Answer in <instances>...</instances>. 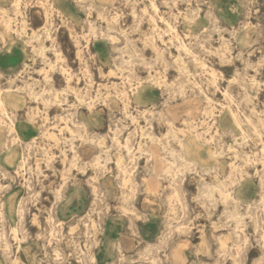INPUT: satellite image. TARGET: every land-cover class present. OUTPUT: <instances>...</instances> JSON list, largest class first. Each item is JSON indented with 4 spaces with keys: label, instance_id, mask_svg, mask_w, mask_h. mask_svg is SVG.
<instances>
[{
    "label": "rangeland",
    "instance_id": "rangeland-1",
    "mask_svg": "<svg viewBox=\"0 0 264 264\" xmlns=\"http://www.w3.org/2000/svg\"><path fill=\"white\" fill-rule=\"evenodd\" d=\"M16 1L0 264H264V0Z\"/></svg>",
    "mask_w": 264,
    "mask_h": 264
},
{
    "label": "bare ground",
    "instance_id": "bare-ground-1",
    "mask_svg": "<svg viewBox=\"0 0 264 264\" xmlns=\"http://www.w3.org/2000/svg\"><path fill=\"white\" fill-rule=\"evenodd\" d=\"M17 1H18V0H17ZM17 1H16L15 3H18ZM151 4H152V6H154V3H153L152 1H151ZM15 5H16V4H15ZM155 7H156V6H155ZM153 8H154V7H153ZM7 27H8V26H7ZM94 31H95V30H94ZM97 31H98V30H97ZM92 32H93V31H92ZM95 33H96V32H95ZM98 34H99V33H98ZM104 34H105V33H104ZM96 35H97V34H96ZM100 36H101V35H100ZM94 37H95V36H94ZM105 37H107V36H105ZM109 37H111V36H109ZM113 37H114V36H113ZM107 39H108V38H107ZM110 39H112V38H110ZM113 39H114V38H113ZM113 39H112V40H113ZM112 40H111V41H112ZM144 47H145V46H144ZM184 47H185V46H184ZM186 51H187V50H186ZM202 66H203V65H202ZM1 75H2V72L0 71V76H1ZM149 75H150V74H149ZM151 76H152V75H151ZM151 76H149V77H151ZM151 79H152V78H151ZM155 79H156V78H154V80H155ZM152 80H153V79H152ZM152 80H151V81H152ZM155 81H156V80H155ZM125 96H126V95H125ZM125 96H124V97H125ZM0 108H1V109L4 108V104H3V102H2L1 99H0ZM123 111H124V110H123ZM233 116H234V118H236L234 114H233ZM234 118H233V119H234ZM234 120H236V119H234ZM234 120H233V121H234ZM237 120H238V119H237ZM184 122H186V121H184ZM234 122H235V121H234ZM170 123H171V122H170ZM166 124H167V123H166ZM167 125H168V124H167ZM171 125H173V124H171ZM184 125H186V124L184 123ZM169 126H170V125H169ZM186 127H188V125H187ZM180 128H182V127H180ZM170 129H171V128H170ZM185 129H186V128H185ZM178 130H179V129H178ZM169 131H170V130H169ZM173 131H174V130H173ZM180 131H181V132H187V131H182L181 129H180ZM50 134H52V133H50ZM52 135H53V134H52ZM113 138H114V137H113ZM113 138H111V139H113ZM126 139H127V138H126ZM128 140H129V139H127V140H125V141L127 142ZM113 141H114V140H113ZM100 142H102V141H100ZM128 143H129V142H128ZM212 151H213V150H212ZM212 151H211V152H212ZM214 154H215V153H214ZM212 155H213V154H212ZM119 160L121 161V159H119ZM118 162H119V161H118ZM23 163H24V162H23ZM116 163H117V162H116ZM118 164H119V163H118ZM145 165H147V164H145ZM232 165H233V164H232ZM16 166H17V167H21L22 164H21V165H20V164H16ZM149 167H150V166H149ZM231 167H232V166H231ZM146 168H147V166H146ZM146 168H145V169H146ZM232 168H233V167H232ZM97 175H98V174H97ZM90 180H93V181H94V179H90ZM91 182H92V181H91ZM95 182H96V181L93 182V185H94ZM27 183H28V184H27V188L30 189V187H31L30 179H28ZM95 186H96V185H95ZM177 187H178V186H177ZM97 188H98V187H97ZM97 190H98V189H97ZM61 191H62V190H61ZM92 191H93V190H92ZM93 192H94V191H93ZM96 192H97V191H96ZM224 195H225V194H224ZM223 197H224V196H223ZM261 198H262V197H261ZM98 201H99V199H98ZM23 202H24V201H23ZM210 202H213L212 198H211ZM237 202H238V199H236V198L234 197V198H233V203L236 204ZM20 204H21V203H20ZM23 204H25V202H24ZM21 205H22V204H21ZM97 205H98V204H97ZM233 206H235V205L233 204ZM22 207H23V206H22ZM22 207H21V210H22ZM235 207H236V206H235ZM18 209H19V207L17 208V211H16V212L19 213ZM19 210H20V209H19ZM21 210H20V211H21ZM52 212H53V211H52ZM23 213H24V212H23ZM23 213H22V214H23ZM20 214H21V213H20ZM257 214H258V213H257ZM19 216H20V215H19ZM21 216H22V215H21ZM257 216H258V215H257ZM22 217H23V216H22ZM128 217H129V216H128ZM19 218H20V217H19ZM53 218H54V217H53ZM258 218H259V217H258ZM129 219H130V218H129ZM131 219H132V218H131ZM20 220H21V219H20ZM234 220H236V219L234 218ZM241 220H242V219H241ZM241 220H240V221H241ZM130 221L133 222V220H130ZM99 224H100V223H99ZM130 224H132V223H130ZM237 224H238V223H237ZM71 226H72V225H71ZM132 226H133V225H132ZM239 226H240V225H239ZM45 227H46V226H45ZM131 228H132V227H131ZM99 229H100V227H99ZM134 229H135V228H134ZM47 230H48V229H47ZM45 231H46V230H45ZM135 231H136V230H135ZM46 232H47V231H46ZM97 232H100V233H101L100 230L97 231ZM102 232H103V231H102ZM133 232H134V231H133ZM136 233H137V232H136ZM46 234H47V233H46ZM103 235H104V234H103ZM241 235H242V234H241ZM97 236H98V235H97ZM96 240H97V239H96ZM96 240H95V241H96ZM101 240H102V239H101ZM55 244H56V243H55ZM101 244H102V243H101ZM116 244H117V243H116ZM221 244H222V243H221ZM98 246H99V245H98ZM58 247H59V246H58ZM54 248H55V247H54ZM54 248H53V250H56V249H54ZM101 248H102V246H101ZM116 248H117V246H116ZM60 250H61V249H60ZM117 250H118V249H117ZM57 251H58V249H57ZM57 251H56V252H57ZM119 252H120V250H119ZM8 253H9V251H8ZM62 253H63V252H62ZM105 253H106V252H105ZM175 253H176V252H175ZM175 253H174V254H175ZM58 254H59V253H58ZM101 254H102V253H101ZM112 254H113V253H112ZM7 255H8V254H7ZM106 255H107V254H106ZM60 256H61V258H62L63 254H61ZM107 256H108V255H107ZM117 256H118V255H117ZM93 257H94V256H93ZM95 257H96V255H95ZM55 258H56V255H55ZM57 258H59V256H58ZM57 258H56V259H57ZM105 258H106V257H105ZM60 260H61V259H60ZM60 260H59V263L61 262ZM93 260H94V259H93ZM116 260H117V259H116ZM94 261H95V260H94ZM62 262H63V261H62ZM107 263H108V262H107ZM115 264H116V263H115Z\"/></svg>",
    "mask_w": 264,
    "mask_h": 264
}]
</instances>
